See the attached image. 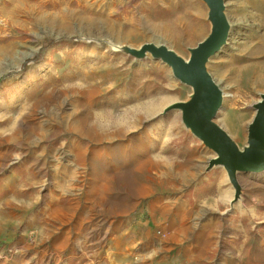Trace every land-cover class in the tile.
Listing matches in <instances>:
<instances>
[{"label":"rangeland","instance_id":"1","mask_svg":"<svg viewBox=\"0 0 264 264\" xmlns=\"http://www.w3.org/2000/svg\"><path fill=\"white\" fill-rule=\"evenodd\" d=\"M225 1L229 38L211 57L208 70L224 93L216 122L244 148L254 104L264 93V0ZM208 12L203 0H0V150L5 141L9 144L2 174L23 165L44 145V155L51 158L71 137L69 124L107 127L103 143L99 136L84 140L90 150L102 147L98 161L106 172L93 175L90 157L82 177L68 184L70 192H62L79 201L69 225L72 234L63 235L67 224L52 233L46 229L40 241L45 255L37 264H106L104 255L121 249L117 245L122 240L107 235L99 219L101 214L120 215L92 212L89 195L103 190L110 198L129 196L138 191V180L150 182L154 192L143 199L144 217L150 218L149 201L174 190L168 185L169 160L177 169L184 153L203 157L204 174L211 172V179L191 193L188 188L183 197L198 207L212 195L227 205V213L245 206L257 212L256 219H264V172L239 174L242 197L230 209L234 187L226 170L206 169L215 152L184 125L181 110L166 111L173 103L188 101L192 88L151 54L135 58L109 44L139 49L145 43H162L188 59L190 47L211 31ZM46 39L51 44L44 47ZM179 177L173 175L172 182L179 183ZM44 180V195L61 191L55 180ZM46 202L40 211L50 208ZM88 212L94 214L86 218ZM141 232L131 247L134 264L163 252L158 247L166 236L161 228L148 238L156 244L153 248L145 247L147 237ZM7 264H12L11 257Z\"/></svg>","mask_w":264,"mask_h":264},{"label":"crops","instance_id":"2","mask_svg":"<svg viewBox=\"0 0 264 264\" xmlns=\"http://www.w3.org/2000/svg\"><path fill=\"white\" fill-rule=\"evenodd\" d=\"M95 127L92 130L82 127L79 122L69 124L71 137L63 140L62 148L53 150L51 158L44 155L48 151V146L44 145L40 153L34 154L31 150L23 165L16 166L9 174H2L6 162L3 158L9 150L8 141L3 143L0 150V154L4 153L0 156V264H7L10 257L12 264H37V259L45 255L40 241L44 239L46 229L52 233L61 224H67L68 229L63 235L69 238L72 234L69 225L76 217L79 201L67 198L62 192H70L68 184L82 177L83 166L90 157L93 158L90 171L93 175L106 172L98 161L102 147L96 145L90 150L84 141L95 136H99L100 142L107 138L106 126ZM14 129L12 127L11 131ZM16 135L11 134L9 138ZM181 158L177 169L169 160L168 185L174 190L158 194L151 200L152 204L149 201L147 213L150 218L144 217L146 209L143 206V199L155 189L150 182L138 180V191L129 196L110 198L103 190H94L89 195L88 206L92 212L111 211L120 215L114 218L101 214L99 219L98 226L103 225L107 235L113 234L111 238L117 242L122 240L117 245H122L121 249H110L104 255L106 264H134L131 247L133 249L141 228L142 236L147 237L146 248L155 247L148 238L156 235V228L166 234L162 244L158 245L162 254H153L147 261L142 258L141 264H264V219H256L257 212L245 206L235 207L227 213V205L223 207L212 195L205 197L198 207L194 206L188 197H183L185 190L189 188L191 193L208 185L211 172L204 174L203 157L197 154L184 153ZM177 174L179 183H174L171 178ZM47 176L56 181L61 191L51 190L44 195L42 186ZM46 199L51 206L46 212L45 209L40 211ZM92 212H88L86 218L93 215Z\"/></svg>","mask_w":264,"mask_h":264},{"label":"water","instance_id":"3","mask_svg":"<svg viewBox=\"0 0 264 264\" xmlns=\"http://www.w3.org/2000/svg\"><path fill=\"white\" fill-rule=\"evenodd\" d=\"M208 8L212 24L210 33L197 45L190 47V57L185 59L166 44L149 42L139 49L126 44L109 43L135 58H147L151 54L169 65L173 74L182 83L192 88L188 101L171 104L166 111L177 108L182 112L184 125L201 142L215 152L207 163V170L222 166L234 187L232 209L242 197L240 173L264 172V93L254 104L255 115L248 126L247 144L241 148L223 129L216 118L224 101V93L208 70V63L228 42L231 24L226 12L225 0H203Z\"/></svg>","mask_w":264,"mask_h":264},{"label":"trees","instance_id":"4","mask_svg":"<svg viewBox=\"0 0 264 264\" xmlns=\"http://www.w3.org/2000/svg\"><path fill=\"white\" fill-rule=\"evenodd\" d=\"M50 41H51V40L46 39L45 42H44V45H45L44 47H46V46H48L49 44H51ZM0 81H1V79H0Z\"/></svg>","mask_w":264,"mask_h":264},{"label":"bare ground","instance_id":"5","mask_svg":"<svg viewBox=\"0 0 264 264\" xmlns=\"http://www.w3.org/2000/svg\"><path fill=\"white\" fill-rule=\"evenodd\" d=\"M263 16V15H262ZM174 50V49H173ZM98 126V125H97ZM104 126V125H103ZM13 127V126H12ZM101 129V128H100ZM99 130V129H98ZM32 131V130H31ZM33 139V138H32ZM63 191H65V190H63ZM66 192V191H65Z\"/></svg>","mask_w":264,"mask_h":264},{"label":"built area","instance_id":"6","mask_svg":"<svg viewBox=\"0 0 264 264\" xmlns=\"http://www.w3.org/2000/svg\"><path fill=\"white\" fill-rule=\"evenodd\" d=\"M2 246L0 245V250H1ZM0 257H1V252H0Z\"/></svg>","mask_w":264,"mask_h":264}]
</instances>
